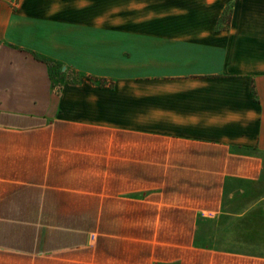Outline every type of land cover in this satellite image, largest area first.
I'll return each mask as SVG.
<instances>
[{"label": "crops", "instance_id": "0c3cea01", "mask_svg": "<svg viewBox=\"0 0 264 264\" xmlns=\"http://www.w3.org/2000/svg\"><path fill=\"white\" fill-rule=\"evenodd\" d=\"M252 34H264V0H0V264H264L199 242L226 183L264 171V44ZM46 59L113 87L51 88ZM89 128L128 135L95 140L107 176L117 160L138 177L144 150L219 178L217 196L177 206L190 217L127 219L141 189L127 199L79 183ZM161 140L209 152L162 158ZM189 158L220 163L180 164ZM127 222L161 228L140 240Z\"/></svg>", "mask_w": 264, "mask_h": 264}, {"label": "rangeland", "instance_id": "374dc122", "mask_svg": "<svg viewBox=\"0 0 264 264\" xmlns=\"http://www.w3.org/2000/svg\"><path fill=\"white\" fill-rule=\"evenodd\" d=\"M78 3L81 5L86 2ZM117 19V17H109V22L117 23ZM252 35L260 37L264 44V34ZM262 51V55L264 56V49ZM259 63L256 67L264 70V60ZM46 65L50 87L54 89L69 87L71 85L74 86L82 82L97 87H113V81L97 82L71 69L68 64H58L46 59ZM125 135L113 129L97 130L89 128L79 130L80 137H85L91 140V143L93 142L92 145H86L89 150L88 153L91 154L92 158L91 161H87L86 169H84L89 175L88 177H79V183L118 187L121 191L126 192L127 199L133 198L134 190L141 189L142 202L138 205L142 207L136 210L131 205L129 207L127 206L125 209L127 219L130 220L136 217H190L194 214L193 211L178 209L177 206L190 207V205H185L188 204V201L192 206L194 201L197 203L196 201L201 202L204 199L207 200L217 196V193H215L216 190L214 193L207 191L211 189V186L216 189L219 178H213L208 173L191 171L189 170L190 168L183 170L169 167L177 164L179 161L166 162L165 160H158L157 162H150L144 158V154H148V152L144 153V150L142 167L137 171L140 173L138 177L133 175L135 172L133 161L117 160H114L113 163L112 160L109 162L108 171H110L109 176H107L104 174V169L107 168L105 166L106 159L102 157L107 155V151H105L107 146L103 147V151H101L102 144L95 140L102 138L113 139ZM154 147L157 148L155 150H157L159 155L161 154L163 156L162 158H164L167 152L170 154H204L209 152L199 148L193 149L184 145H178L167 140L159 141ZM131 158H133V155H131ZM193 163L206 169L220 162H208L207 160L203 161L201 159L194 161L192 158L186 159L185 161L180 160V164L192 165ZM222 163L224 164V162ZM114 172L121 173L120 177L110 176V173L113 174ZM90 173L93 175L90 176ZM130 202L132 201L127 200V204H133ZM110 211L113 212L114 210L110 209ZM216 217L217 219L207 221L201 225L200 243L210 244L221 249L264 255V171L261 177L254 182H227L223 194L222 209ZM110 226L112 227L113 225L110 224ZM126 227L127 233H138V237L136 238L140 240H149L150 234L154 232V228H161L160 225L135 226L129 222H127ZM134 228H136V231H134ZM144 245L152 247L150 244ZM206 258L207 262L209 259L217 262L215 257L211 258L207 256Z\"/></svg>", "mask_w": 264, "mask_h": 264}]
</instances>
